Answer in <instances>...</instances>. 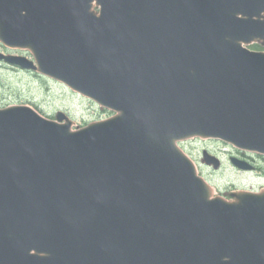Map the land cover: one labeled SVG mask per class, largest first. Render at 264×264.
Instances as JSON below:
<instances>
[{
	"label": "water",
	"instance_id": "water-1",
	"mask_svg": "<svg viewBox=\"0 0 264 264\" xmlns=\"http://www.w3.org/2000/svg\"><path fill=\"white\" fill-rule=\"evenodd\" d=\"M256 40L264 0H0V41L34 55L7 61L118 112L0 107V264H264V190L211 197L177 146L264 153Z\"/></svg>",
	"mask_w": 264,
	"mask_h": 264
},
{
	"label": "rangeland",
	"instance_id": "rangeland-1",
	"mask_svg": "<svg viewBox=\"0 0 264 264\" xmlns=\"http://www.w3.org/2000/svg\"><path fill=\"white\" fill-rule=\"evenodd\" d=\"M258 45L260 48L253 44L248 47L264 50L262 44ZM0 52L31 56L27 51L10 49L1 43ZM15 104H31L42 113L52 117H55L58 110H64L73 120L74 128L106 119L112 115L109 110L103 109L94 101L72 91L56 80L32 71L13 69L0 60V106ZM181 145L196 160L200 172L213 184L216 193L224 191L228 193L234 187L237 189H244V187H251L255 190L262 189L264 177H260L254 172H241L232 166L228 160L232 148L226 143L212 139H194ZM205 147L223 157L224 165L220 170H215L202 161L201 152ZM255 158L256 162L264 167V160L261 156L255 155Z\"/></svg>",
	"mask_w": 264,
	"mask_h": 264
},
{
	"label": "flooded vegetation",
	"instance_id": "flooded-vegetation-1",
	"mask_svg": "<svg viewBox=\"0 0 264 264\" xmlns=\"http://www.w3.org/2000/svg\"><path fill=\"white\" fill-rule=\"evenodd\" d=\"M240 155H242V156H245V154H244V153H240Z\"/></svg>",
	"mask_w": 264,
	"mask_h": 264
}]
</instances>
